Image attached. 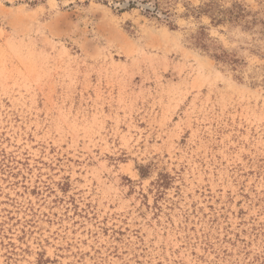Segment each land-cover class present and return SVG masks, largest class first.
<instances>
[{
	"label": "rangeland",
	"instance_id": "1",
	"mask_svg": "<svg viewBox=\"0 0 264 264\" xmlns=\"http://www.w3.org/2000/svg\"><path fill=\"white\" fill-rule=\"evenodd\" d=\"M0 264H264V0H0Z\"/></svg>",
	"mask_w": 264,
	"mask_h": 264
},
{
	"label": "trees",
	"instance_id": "2",
	"mask_svg": "<svg viewBox=\"0 0 264 264\" xmlns=\"http://www.w3.org/2000/svg\"><path fill=\"white\" fill-rule=\"evenodd\" d=\"M158 8H159V5L156 6L154 11L157 12ZM230 17H232V16H230ZM205 39H206V37H205V34L203 32H201L197 35H194L192 37L194 45L201 48L202 50H205L207 52H211L212 50H210V46L208 45V43ZM212 53H213V56L216 58L217 61H221L223 59L224 54H219V53H215V52H212Z\"/></svg>",
	"mask_w": 264,
	"mask_h": 264
}]
</instances>
